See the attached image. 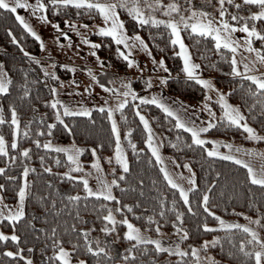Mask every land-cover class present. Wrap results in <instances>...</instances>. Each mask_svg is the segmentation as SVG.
Listing matches in <instances>:
<instances>
[{
    "label": "trees",
    "instance_id": "trees-1",
    "mask_svg": "<svg viewBox=\"0 0 264 264\" xmlns=\"http://www.w3.org/2000/svg\"><path fill=\"white\" fill-rule=\"evenodd\" d=\"M199 1L191 0V3L196 7ZM144 2L150 3L151 0H141L142 4ZM169 2L170 0H163L164 4ZM176 2L180 5V9L188 7L186 0H176ZM235 3L241 4L239 10L234 7ZM234 4L229 5L225 0L224 6L228 9L225 18L229 22L247 23L249 27L255 26L258 31H264V20H231L232 14L248 17L251 11L259 10L258 6L243 4V0H234ZM51 9L52 6L49 5L47 15L49 22L53 24L62 25L66 20L83 25L102 22V18L95 11L88 12L81 9L80 14L77 15L78 10L70 8L53 14ZM118 11L127 33H139L148 44L152 56L164 58L165 65L169 69V76L165 81L168 93L186 101L199 99L201 86L185 77L180 59L177 54H174L177 47L170 43V32L164 26L159 28L149 25L141 26L128 15L126 10L118 9ZM145 11L147 12V9ZM154 14L160 19L167 17L159 9ZM8 29L12 30L16 43H13L12 37L8 35ZM181 32L191 57L200 65L199 74L203 77H212L214 84L224 93H228L227 100L240 107L247 123L255 128L259 135H264V113L261 112L257 98L247 93L250 82L243 80L240 76L233 77L230 74V52L223 48L218 52L211 37L191 34L189 29L186 30L184 27L181 28ZM90 39L101 44V47L96 48V54L110 70L121 71L126 68V62L117 54V46L111 37L90 36ZM259 41L258 39L257 45H260ZM21 48L24 51H21ZM24 52L35 57L39 52L38 41L23 29L15 20L14 14L0 10V60L4 70L12 79L10 91L0 94V109H3L6 121H10L9 105L15 106L20 122L17 136L18 148L29 149V157H21L18 150L11 148V125L7 122L0 124V135L5 137L9 153L8 156L0 155V168H5V172L0 173V184L5 185L3 189H0V195L7 205H13L16 202L24 166L35 169V171H30L26 177L28 194L25 197V216L16 221L14 225L8 220L0 222L1 231H15L20 237L17 242L0 241V264H25V260L21 257L5 256L6 248L12 251L22 250L21 255L31 257L35 264H49L48 258L53 257L54 253L52 248L54 238L51 235L53 228L56 229V238L62 240L63 247L71 249L75 243L79 244L75 252H70L73 259H84L86 264H97L98 257L86 251L79 229L87 227L91 228V231H102V228L106 226L103 216L109 209H112L117 219L115 231L112 233L119 253L107 264H116L117 261L123 264L126 249L135 244L123 236L125 225L120 221L124 218L142 231L155 232L159 224L161 230L177 233L175 224L176 227H183L189 233L188 238L182 242L189 256L182 260L175 256H167L165 252L157 253L152 245L147 244L136 246L135 260L133 262L130 257L129 264H153V261L155 264H161L165 258L171 259L172 264H184V262L192 264L191 247L211 236L220 237L218 242L209 243L206 248L216 258L217 264H254L253 260L244 257L239 251L240 241H246L248 235L239 229L204 230L202 226L204 223L215 226L217 221L215 217L206 213L203 205L198 202L202 199L204 191H210L209 208L211 211L224 219L261 216V223L255 225L258 230L264 232V189L252 185L247 180V170L242 165L233 161L208 157L201 146L192 144L190 133L183 129H176L175 121L172 118L165 119V114L155 105L129 102L123 110L124 119H121L120 111H115L114 114L120 132L121 146L129 164V171L124 173L125 179L120 180L118 185L112 186L113 196L117 197L119 204L115 200L87 197L83 182L70 178L76 173L71 169L70 163L53 150L38 147L35 141L40 140L41 144L75 142L84 145L87 148L82 158L88 165V161L92 158L91 149L95 148L97 156L102 157L110 155L115 147V137L111 134V124L106 118V110L101 112L99 109H93L89 117L62 115L71 131L65 129L59 122H55V109L46 103V101L50 102L51 92L40 77L35 61L25 56ZM25 84L29 92L27 97L23 96ZM254 102L256 106L253 108ZM133 104L139 106L141 113L146 116L160 136L163 150L170 154L179 165L190 164L191 169L196 173L198 187L189 192L193 213L188 212V205H185L180 198L179 191L171 188L164 180L160 165L156 163V159L144 143L147 139L146 132L135 115V110L131 107ZM215 108L219 119L220 109L217 105ZM34 109L42 114V119L31 117ZM53 122L56 126L49 135L47 124ZM26 128L27 135H25ZM128 128H131L132 132L129 133V138L125 139L124 133ZM204 134L240 144L251 142L246 132L235 126L218 125ZM129 140L135 145V150ZM205 146L210 147V143ZM41 156L44 158L43 161L40 159ZM11 157L16 159L12 161ZM44 168H51V171L45 172ZM116 170L120 171L118 168ZM65 172H70V176H63ZM217 172L220 173L219 176H216ZM119 176L120 174L116 173L113 175L117 179ZM213 180H216V184H212ZM74 195H79L80 200L70 202L68 197ZM161 201H164L165 214L163 217L160 215ZM125 204L130 205L132 210L123 208ZM117 207L121 208L120 212L115 211ZM177 212L184 214L182 223L176 220ZM149 216L153 217L151 224L147 220ZM73 226L77 231H72ZM249 247L250 245L246 243V248ZM29 248L33 251L29 252ZM99 258L103 260L102 254H99ZM52 264H60V262L53 257Z\"/></svg>",
    "mask_w": 264,
    "mask_h": 264
},
{
    "label": "snow or ice",
    "instance_id": "snow-or-ice-1",
    "mask_svg": "<svg viewBox=\"0 0 264 264\" xmlns=\"http://www.w3.org/2000/svg\"><path fill=\"white\" fill-rule=\"evenodd\" d=\"M188 4V14L185 15L181 12L180 5L176 2V0H170L169 3L164 4L163 0H151V2H144L141 3V0H35L34 3H30L29 0H0V10H5L11 14L15 15V20L19 22V24L23 27V29L34 37L37 41H41L40 35L32 28V26L25 20V18L17 13L19 8L23 9H31L32 14L36 16L40 21L48 23V7L49 5L52 6V12L55 14L56 12L61 11L62 9H70L75 8L77 9V15L80 14L79 10L83 9L85 11L91 12L95 11L99 14L100 17L103 19V26L96 25V30L99 35L111 37L112 41H114L117 45H123V49L120 47L116 48L117 54L126 61L128 67L136 66L139 68L138 62L132 58V49L135 47H139L143 50L148 51V44L145 40L140 36L139 33H134L133 35L129 36L127 34V30L125 28L124 21L120 19V13L118 9H124L127 11L128 15L136 21V23L140 24L141 26L149 25L152 27L159 28L160 26H164L166 30L170 32V43L173 45H178L179 53L178 55L181 57L183 61V68L182 71L185 74V77L190 80H194L197 84L201 85L206 91L204 93V101L203 103V110L208 113V121L207 123H201L200 125H196L195 122H187L185 121L181 115L179 109H174L170 107L167 103L164 102L163 97L158 94H152L151 96L146 95H137V92L131 85V81L121 80L120 84L123 88L121 92L120 88H106L104 83H100L98 80L97 75L93 74L90 70L85 69L88 71L89 75L91 76L92 81L99 83L100 88L105 89L108 92L113 93L114 96L117 97L118 103L114 106H108L107 103L104 105H100L99 110L104 112L106 110V118L111 124V134L115 137V160L119 164L120 168L122 169L119 179L113 178L111 182L107 181H99L100 187L97 190H93L89 187L88 180L85 179L83 176H75L70 177L73 180L83 181L84 191L87 194V197H103L105 200L108 201H117L119 204V200L117 197L113 196L112 194V186L118 185L120 180L125 179L124 173L129 171V164L126 157L123 155V151L121 149V137L120 132L117 127V122L114 119L113 113L115 111L121 112V119H124L123 110L125 106L129 104L128 98L131 97L133 101L139 100L142 105H155L159 108L164 114L165 119L172 118L175 123L174 127L176 129H183L185 132L190 133L191 142L193 145L201 146L203 151L206 152L208 157H219L223 160L233 161L238 165H243V167L247 170V180L252 185L260 186L261 189H264V167H261L259 171L254 169L250 164L245 162L242 159H239L237 156L231 154V150L233 146L231 144L224 143V147L230 150L229 153L220 152L219 146L222 141L218 140H210L207 137H203L201 134L207 133L210 129L215 127L223 126V127H239L247 133V137L250 140H264V136L258 135L255 128L249 125L246 121V117L244 113L241 111L240 107L237 105L230 104L226 99L228 93H224L216 88L214 84H212L209 80L203 79L200 77L199 73L196 69L200 68V65L197 63L192 62L191 54L188 51V47L183 42L181 37V27L180 25L184 26V29H190L191 34H196L197 36L202 37H212L214 41V46L216 50L219 52L221 48L228 50L231 55V75L233 77L240 76L243 80H247L250 82L247 93L254 98H257L258 105L261 109V112L264 113V72H260L258 74H253V70L255 69L256 62L258 61L261 64H264V49H259L253 46V37L258 38L261 42H264V31H258L255 26L249 27L247 23L243 24H234L229 23V20L226 17L228 13V9L225 8V0H218V23L216 22V18H213L211 13L205 11L202 7L197 8L194 7L191 3V0H186ZM229 5L234 4V0H227ZM243 4L258 6V11H251L248 17L239 16L237 14L231 15L232 21L237 20H247L251 19L255 20H264V0H243ZM234 7L239 10L241 8L240 3H235ZM147 9V12L145 11ZM159 9L163 12L168 19H160L158 18L154 12ZM173 13L176 14L178 19L173 17ZM65 24L72 30H76L77 25L75 22L72 21H65ZM53 27L59 29L58 24H53ZM81 27L87 28L88 25L84 24ZM242 31L246 35L243 37L245 44L241 46L237 39L233 37V33L237 30ZM8 35L12 37L13 43H16V37L13 35L12 30L8 29ZM61 35L67 36V33H61ZM77 35L80 33L77 31ZM83 42L85 44L91 45L93 49L101 47V44L95 43L89 40L86 36L83 37ZM59 43V41H57ZM41 49L44 48V44L41 41L40 43ZM240 47H244L247 52L255 53L256 60L252 61L251 67L249 63L245 62L243 64V72H241L240 68L238 67L239 61L236 58V53ZM21 51H24L21 48ZM25 56H28L30 60L35 61V63L39 64L40 61L36 59V57L31 56L28 52H24ZM176 54V53H174ZM92 55L96 56V52L92 51ZM148 55L152 56L151 51H148ZM97 60L101 63V67H104L103 61L100 57L97 56ZM152 63L155 67L162 68L164 72H168L169 69L165 66V60L163 57L157 61L153 58ZM54 66V63H53ZM64 67V65H61ZM154 67V71H155ZM43 68V66H42ZM75 69H73L74 71ZM44 75L51 76L53 79H57L56 73L47 70V68H43ZM141 71H143L141 69ZM106 74V73H105ZM167 77H161L160 83L163 84L166 81ZM73 84H78V81H72ZM109 83H113V81H109ZM12 84V79L9 76L8 72L4 70L3 66L0 65V94H5L10 91V85ZM61 86H63V82H61ZM152 87V80L148 78L146 81V88ZM85 92L88 91L86 87L84 89ZM211 91H215L217 93L216 96V103L220 106V116L217 120L216 113L213 110V107L208 101H211L213 97L209 94ZM231 91V90H230ZM51 95L53 99L49 102L50 106L53 109L60 108L63 110V114L60 111H56L55 113V122H59L60 125H63L65 129L71 131L70 126L65 122L62 118L63 116H84L89 117L91 116V110L83 105H80L78 108H72L67 104H64L62 101L55 99L57 96V89L55 86L51 87L50 89ZM29 95L27 84H25L23 90V96L27 97ZM120 97H123L120 99ZM175 103V101H174ZM256 106L254 102L253 108ZM97 107V106H93ZM131 107L135 110V115L139 118L140 123L143 125L144 131L147 133V139L144 141L147 144L148 149L151 151L152 156L155 157L156 163L160 165V172L163 173V178L167 181V184L179 191V196L183 200L185 205H188V212L193 213L194 210L191 207V201L189 198V192L196 189L198 187L196 181V173L192 171L190 164L185 163L183 167L188 169L189 176L187 177L188 183L190 184V188L186 190L183 186L176 182L173 179V176L168 172V170L163 166V158L158 150V145L153 143L154 135L149 124V120L146 118L144 114L141 113L138 105H131ZM180 108H183V105H180ZM9 111L11 114L10 121H6L3 109H0V124L9 123L11 125V148L16 149L19 152V155L24 158L29 157V149L28 148H18L17 143V136H18V129L20 127V122L17 115V110L14 105H9ZM186 112V109H185ZM49 123L47 124L48 134L51 135L52 129L56 126V123ZM132 132L131 128H128L127 131L124 133V138H129V133ZM28 134L27 128L25 129V135ZM42 134V133H38ZM179 139V137H177ZM211 143L212 147L208 148L205 145L207 143ZM38 147H43L44 149H54L56 152H63L66 155L67 160L70 162V165H75L76 171H80L81 167L78 163V156L80 153L84 151V149L79 147H63L58 145H53L50 142H45L41 144L40 140L35 141ZM130 145L135 150V145ZM236 151H240V148H236ZM249 154H252L251 149H247ZM93 156L96 155V149H92ZM0 155L8 156V149L6 147L5 137L0 135ZM259 155L264 156V153H260ZM12 161L16 158L11 157ZM41 161H43V156L40 157ZM58 162V161H57ZM93 168H96L98 171L99 164L97 160H93L92 162ZM43 167V164H41ZM30 171H35V169H31L27 166L23 168V176L27 177ZM45 172H50L51 168H44ZM5 168H0V173H4ZM115 172V169H113ZM63 176H70V172H65L62 174ZM181 177L183 176L182 173H178ZM220 173L217 172L216 176H219ZM15 179V177H12ZM142 183V182H141ZM212 184H216V180L212 181ZM5 185L0 184V189H3ZM28 194V182L25 179L23 183L19 185L18 188V203L15 210L8 208L7 215L3 211H0V220L7 219L8 221L12 222L13 225L16 221H19L22 217L25 216V197ZM79 195L69 196L68 200L70 202H76L80 200ZM209 200H210V191H204L202 194V199L198 202L203 205V209L209 215L215 217L217 224L214 226L215 228L230 231L232 229H239L248 235V239L241 240L239 244V251L243 254L244 257L253 260L254 264H264V239H261L260 235L251 227L246 224H237L225 221L222 217L218 216L215 212L211 211L209 208ZM161 206V217L164 216V201L160 202ZM7 208V205H4ZM123 208L128 209L131 211L130 205H123ZM116 212H120L121 208L117 207L115 209ZM235 212V209H233ZM78 215V213H77ZM182 212H177L176 220L182 223L183 218ZM249 223H255L259 225L261 223V216H257L254 220L251 217H245ZM103 220L106 222H110L112 227L105 226L102 228V231L105 233L115 231L116 225V218L113 215L112 209L107 211V214L103 216ZM149 224L152 223L153 217H147ZM120 223L126 225L127 230L123 233L125 239L129 241H135V244H132L128 249H126V254L123 256V264H129V258L131 257L133 262L136 256V246L137 245H147L152 244L154 245V251L157 253L167 251L170 255L174 254L178 258H184L189 256V252L182 249L179 243H176L175 246H165L162 244L160 239H151L145 238L141 232V229L136 227L134 224L129 222L127 218H124L120 221ZM204 230L211 231L214 230L213 226H210L208 223H204L203 225ZM175 230L177 233H182L181 240L187 239L189 233L183 227H176L174 224ZM156 232L159 234L161 232V228L159 224H157L155 228ZM72 231H77L75 226H73ZM79 232L84 233L85 239V246L86 251L92 254L94 257L97 258V264H107L108 261L112 259V254L110 249L107 247V242L105 246H101L99 241L93 246L91 242L88 240V230L87 229H79ZM51 235L54 238L52 241V248L54 249L53 257L60 262V264H73L72 257L70 256V252H75L79 248V244L75 243L71 249H66L63 247V242L61 239L56 238V229L53 228L51 230ZM11 240L12 242H17L20 240V237L13 231L11 235H7L3 232H0V241H8ZM220 240V237H213V241L211 243L215 244ZM209 241H204L202 247L207 248L209 246ZM246 243L251 245V248H246ZM22 250L12 251L5 249L4 255L7 257H21L25 260V264H33L31 257H23L21 255ZM29 252H32L33 249L29 248ZM147 251V249H145ZM99 254H102L103 260L99 258ZM192 259V264H200V257H199V250L196 247L191 248L190 253ZM53 257H49V264H52ZM207 260L210 261V264H215V261L212 260L211 257H207ZM76 264H86L84 259H79L76 261ZM116 264H121L120 261H117ZM153 264L155 262L153 261ZM187 264V262H184Z\"/></svg>",
    "mask_w": 264,
    "mask_h": 264
},
{
    "label": "rangeland",
    "instance_id": "rangeland-1",
    "mask_svg": "<svg viewBox=\"0 0 264 264\" xmlns=\"http://www.w3.org/2000/svg\"><path fill=\"white\" fill-rule=\"evenodd\" d=\"M29 2L34 3L35 0H29ZM196 7L197 8L202 7L205 11L211 13L212 17L216 18V22L218 23V13H219L218 0H200L198 6ZM181 12L187 15L188 7L185 9H181ZM17 13L23 16L25 20L32 26V28L41 37V41L44 44V48L41 49L40 47L41 41H38L39 52L35 57L36 59L40 61V63L39 64L36 63V65H37V69H38V73L40 77L44 81L45 85L49 88V90L53 86L56 87L57 96L55 97V99L62 101L64 104H67L72 108H78L80 107V105H83L84 107L89 108L91 111L93 109H99L98 106L104 105L105 103H107L108 106H114L116 103H118V99L116 96L113 95V93L100 88L99 83L92 81L91 76L89 75L88 71H85V69H88L93 74L97 75L100 83H104L106 88H120L122 92L123 88L121 87L120 81L122 79L125 81H131V85L134 88V90L137 92V95L151 96L152 94H158L163 97L164 102L167 103L170 107L174 109H179L180 115L185 121L189 123L194 121L196 125H200L202 122L205 124L207 123L209 117H208V113L203 110V103H202L204 101V93L206 90L200 85L201 86V97L194 101L182 100L178 98L177 96L168 93V91L165 88V82L161 84L160 78L168 77L169 72H164L162 68H158L153 65L152 60L155 57L148 55V51H150L149 48H148V51L143 50L139 47H135L132 49V58H134L138 62L139 68H137L136 66L128 67L126 63V68L124 70L114 71V70H110L104 62H103L104 67L102 68L101 63L97 60V55L96 56L92 55V51L96 52V49H93L91 45L89 44H85L83 42V37L86 36L89 40H91L90 36H103L97 33V30L95 27L96 25L103 26V23H104L103 19L100 24H91V25H88L87 28L81 27V25L83 24L75 22L77 25V28L74 31L71 28H69L67 24L65 23L62 25H59V29H57L53 27L52 22L45 23V22L40 21L36 16L32 14L31 9L19 8L17 10ZM172 15L174 18L178 19L175 13ZM166 19H168V17H166ZM180 27L182 28L184 26L180 25ZM77 31L80 33V35H77ZM189 31L191 32L190 29ZM61 33H67V36L61 35ZM180 34L184 42L182 32ZM128 35L131 36L133 34H128ZM245 35L246 34L240 31L239 29L235 33H233V37L238 40L241 46L245 44V41L243 39ZM252 40H253L254 47L259 48V49H264V42L259 41L260 45H257L258 38L253 37ZM57 41H59V43H57ZM116 46L123 49V45L116 44ZM176 47H177L176 54L178 55L179 47L178 45H176ZM230 55L232 54L230 53ZM178 57L180 59V62L183 68V61L179 55ZM236 58L239 61L238 67L240 68L241 72H243V64L247 62L249 63L251 67L252 61L256 60V55L255 53L247 52L244 47H240L236 53ZM155 59L159 61L160 57L155 58ZM192 62L197 63L193 58H192ZM53 63H54V66H53ZM0 65H2L1 60H0ZM61 65H64V67H62ZM42 66L43 68H47L49 73L55 72L57 79H53L50 75L46 77L44 75ZM154 67H155V71L153 70ZM73 69L75 70L73 71ZM141 69L143 71H141ZM196 71L199 73V69H196ZM260 72H264V64H261L257 61L255 69L253 70V74H258ZM200 77L203 79L209 80L212 84H214L212 77L210 76L203 77L201 75ZM148 78H151L152 80L151 88H146V81L148 80ZM110 80L113 81V83H109ZM72 81H78V84H73ZM61 82H63V86H61ZM86 87L88 88L87 92L84 91ZM216 88L219 89L217 86ZM209 94L213 97L211 101H208V103L212 105L213 110L215 111L216 109L215 105H217L218 108L220 109L219 104L216 103L217 93L215 91H211ZM122 98L123 97H120V99ZM52 99L53 97L51 95L50 101ZM128 100L129 102L140 103L139 100L133 101L131 97H129ZM230 104H233V103H230ZM94 105L97 107H93ZM180 105H183V108H180ZM185 109H186V112H185ZM56 111H60L61 114H63V110L60 108L55 109V113ZM114 114L115 112L113 113V116L115 119ZM31 117L34 119H42V114H40L37 110L34 109L31 113ZM216 118L218 120L217 116ZM149 124L151 126V129L154 135L153 143L158 145V150L163 158V166L173 176V179H175L177 183H179L186 190H188L191 187L187 180V177L189 176L188 169H185L183 166L179 165L177 161L170 154L166 153L163 150L162 141H161L160 136L153 129L150 122ZM201 135L203 137H207L209 141L210 140L222 141L223 143L220 144L218 150L223 153L230 152L228 148L224 147V143L231 144L233 146L231 150V154L237 156L239 159L244 160L257 171H259L261 167H264V156L259 155L260 153H264V140H250L249 139L251 141L250 143L240 144V143H235V142H232L224 138L210 137L204 133ZM146 136H147V133H146ZM246 136H247V133H246ZM260 136H264V135H260ZM50 143L53 145H58V146H63V147H73V146L79 147V148L84 149V151L86 150L85 148H87L86 146L77 144L75 142H69V143L50 142ZM211 147L212 145L210 143V147L208 148H211ZM236 148H240L241 150L236 151L235 150ZM121 149L123 151V155L126 156L122 146H121ZM247 149H251L252 154H249L248 151H246ZM51 150L56 152L54 149H51ZM84 151L80 153L77 158L78 163L81 167V170L80 171L74 170L75 165H71V169L74 172H76L73 175V177L83 176L85 179L88 180L89 187H91L93 190H97L100 187L99 181L103 180V181H107L110 183L111 180L114 178L113 175L115 173L121 174L122 169L120 168L119 164L115 160V147L110 155H104L102 157H98L97 154L94 157L92 153V149H91L92 158L91 160L88 161V165L85 164L86 161H84L82 158ZM56 153L60 154L59 156L67 160L65 153L63 152H56ZM216 158H219V157H216ZM94 159L98 161L99 169H100L99 171L96 168H93L92 166V162ZM67 162L70 163L68 160ZM116 168H118L120 171L117 172ZM113 169H115V172H113ZM178 173H182L183 176L181 177L180 175H178ZM25 179L26 177L22 175L21 183H23ZM17 203H18V195H17L16 202L13 205H7L0 195V211H3L5 215H7L8 208L15 210L17 207ZM4 205H7L8 207L5 208ZM113 215L116 218V215L114 213ZM251 218H253L254 220L256 217H251ZM2 220H7V219H2ZM2 220H0V222ZM224 220L227 222H231V223L246 224L249 227L253 228L260 235L261 239H264V232L258 230L256 228L255 223H249V221L245 217L231 218V219H224ZM106 225L109 227H112L110 222H106ZM213 228L218 229V228H215L214 226ZM82 229L88 230V233H87L88 240L91 242L93 246H95L97 241H99L101 246H105V243L107 242V247L108 249H110L112 257H115L119 253V248L116 242L114 241L115 239H114V234L112 233V231L105 233L103 231H91V228H87V227H84ZM126 230H127V227L125 225V229L123 233ZM0 232H3V231L0 230ZM141 232L145 238L160 239L162 244L165 245L166 247L175 246L176 243H179L180 247L184 249L182 246L183 240H181L180 238L182 233H168L163 230H161L159 234L156 231L147 232V231L141 230ZM3 233L10 236L12 232H3ZM82 236L84 239V233H82ZM213 237H216V236H211L209 238L203 239L200 242V244L193 246L199 250L200 264H210V261L206 259L207 257H211L212 260L215 261V264H217L216 258L212 254H210L205 248L202 247L204 241H209L211 243L213 241ZM84 243L86 244L85 239H84ZM152 246L154 247V245ZM251 247L252 246L250 245L249 248ZM163 252H165L167 256H175L174 254L170 255L167 251H163ZM175 257L178 258L177 256ZM77 260L72 258L73 264H76ZM33 264H35L34 261H33ZM161 264H172V261L171 259L165 258L161 262Z\"/></svg>",
    "mask_w": 264,
    "mask_h": 264
}]
</instances>
